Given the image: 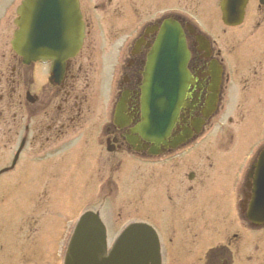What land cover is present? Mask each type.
<instances>
[{
	"label": "flooded vegetation",
	"instance_id": "1",
	"mask_svg": "<svg viewBox=\"0 0 264 264\" xmlns=\"http://www.w3.org/2000/svg\"><path fill=\"white\" fill-rule=\"evenodd\" d=\"M77 1L82 45L60 73L52 62L24 63L12 50L22 0H0V193L4 177L35 174L40 160L51 171L70 134L79 133L94 156L142 162L150 173L145 194L168 182L160 201L165 220L176 223L166 236L153 225L161 264H264V70L259 78L254 69L264 61V1ZM166 24L182 32L188 79L169 132L154 143L135 128L147 57ZM254 31L259 45L247 42ZM232 107L260 111L248 149L246 142L231 149L234 134L223 120ZM15 249L0 264L38 263L25 246Z\"/></svg>",
	"mask_w": 264,
	"mask_h": 264
},
{
	"label": "rangeland",
	"instance_id": "2",
	"mask_svg": "<svg viewBox=\"0 0 264 264\" xmlns=\"http://www.w3.org/2000/svg\"><path fill=\"white\" fill-rule=\"evenodd\" d=\"M252 37L251 41L247 42L259 45L256 31L253 32ZM261 42L264 43V40ZM263 67L264 61L254 66L259 78L264 70ZM232 94L237 96L238 89H234ZM251 110L256 112L255 109ZM251 110L241 107L239 110H233L232 107L223 120L226 131L234 134L233 144L235 140L236 144L244 142L247 145L251 144L249 137H253V134L249 136L250 126H240L248 119L250 124L254 123L251 122L254 120ZM263 116L264 111L261 117ZM228 117L232 120L231 125L227 123ZM43 140L40 137L39 146ZM83 141L84 137L79 136V133L70 134L65 141L67 144L64 148L65 153L56 156L54 164L48 161L50 157L44 158V161L51 163L53 167L51 171H49L51 168L49 170L42 168L43 163L40 160L35 174L24 169L25 173L18 175L15 172V175L4 177L7 183L4 192L0 193V263L5 258V250H16L17 246L19 248L22 245L31 252L29 255L32 261L38 260L35 264H46V262L61 264L75 221L82 212L93 208L101 211L107 228L108 242H111L120 230L131 222L157 225L165 236L169 234L167 230H173L172 226L176 222L165 220L168 214L163 211L161 203L166 198L164 185L168 183L165 182L167 177L162 180L164 184L154 182L152 188L145 194V189L148 187L145 182L150 173L147 171L145 174L141 164L137 165L136 160L133 162L132 159L119 155L118 164L110 162L111 155L102 154L98 158L90 155V152L86 155L89 146L83 145ZM11 144V149H7L6 153L8 158L16 149L12 141ZM29 147L30 142L24 152H28ZM67 155L70 161L63 164L62 158ZM88 159H91V162ZM208 160L211 163V157ZM150 172L151 175H159L158 171ZM14 177L18 179L17 183L12 185L9 181L14 180ZM30 181L35 182L30 183ZM175 219L177 220V216ZM176 257L181 259L184 256L175 253Z\"/></svg>",
	"mask_w": 264,
	"mask_h": 264
},
{
	"label": "water",
	"instance_id": "3",
	"mask_svg": "<svg viewBox=\"0 0 264 264\" xmlns=\"http://www.w3.org/2000/svg\"><path fill=\"white\" fill-rule=\"evenodd\" d=\"M22 13L27 17L13 47L22 52L25 59L46 60L54 53L57 63L76 53L80 41L72 36L73 29L58 24L61 15L63 21L71 22V27L76 28L75 0H25ZM186 59L179 30L168 27L143 76L140 132L149 128L154 136H159L169 129L183 97ZM64 264H160L158 243L150 228L131 224L107 250L101 221L96 214L87 212L77 222Z\"/></svg>",
	"mask_w": 264,
	"mask_h": 264
}]
</instances>
